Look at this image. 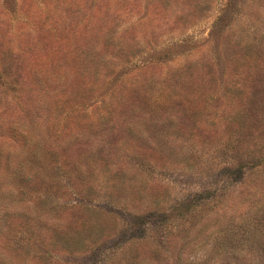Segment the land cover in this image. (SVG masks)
Here are the masks:
<instances>
[{"label":"rangeland","instance_id":"1","mask_svg":"<svg viewBox=\"0 0 264 264\" xmlns=\"http://www.w3.org/2000/svg\"><path fill=\"white\" fill-rule=\"evenodd\" d=\"M0 264H264V0H0Z\"/></svg>","mask_w":264,"mask_h":264},{"label":"trees","instance_id":"2","mask_svg":"<svg viewBox=\"0 0 264 264\" xmlns=\"http://www.w3.org/2000/svg\"><path fill=\"white\" fill-rule=\"evenodd\" d=\"M248 241V240H247ZM212 243L213 244H216V246H217V255L218 256H223V255H225L224 254V250H225V248L229 245V244H231L232 242H230L229 240H227V239H224L223 237H221V236H215V237H213L212 238ZM221 252V253H220ZM234 255L232 254V257H233Z\"/></svg>","mask_w":264,"mask_h":264}]
</instances>
